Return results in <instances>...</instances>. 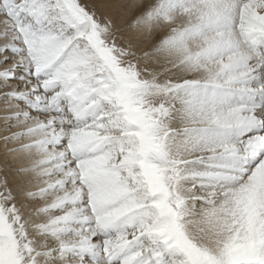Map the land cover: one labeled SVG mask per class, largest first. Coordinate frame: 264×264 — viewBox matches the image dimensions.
I'll return each instance as SVG.
<instances>
[{"label":"snow or ice","instance_id":"1","mask_svg":"<svg viewBox=\"0 0 264 264\" xmlns=\"http://www.w3.org/2000/svg\"><path fill=\"white\" fill-rule=\"evenodd\" d=\"M123 7L0 0V264H264V0Z\"/></svg>","mask_w":264,"mask_h":264},{"label":"rangeland","instance_id":"2","mask_svg":"<svg viewBox=\"0 0 264 264\" xmlns=\"http://www.w3.org/2000/svg\"><path fill=\"white\" fill-rule=\"evenodd\" d=\"M83 2L94 6L98 15L111 16L116 22L117 26L124 29L134 20L135 16L142 9H138L135 12H129L125 7H123V0H83ZM155 0H147V3H154ZM167 30L160 31L155 37H153V43L158 42L165 34ZM151 46L147 47L150 48ZM145 48V49H147ZM192 74H187V78H191ZM0 177H6L8 180V185L12 188L13 193L17 195L19 199V193L17 189L14 190L16 184H21L22 177L18 176L16 173V166L9 158L3 155V148L0 146Z\"/></svg>","mask_w":264,"mask_h":264},{"label":"bare ground","instance_id":"3","mask_svg":"<svg viewBox=\"0 0 264 264\" xmlns=\"http://www.w3.org/2000/svg\"><path fill=\"white\" fill-rule=\"evenodd\" d=\"M131 24V23H130ZM153 38H150V39H147V40H145L144 41V43L141 45V47L142 48H147V47H149V46H151L152 44H153ZM197 74H195V73H192V75H191V78H194L195 76H196ZM15 86V85H14ZM22 87V86H21ZM179 126V125H178ZM9 160H11L10 158H9ZM15 166L16 167H19L20 166V164L19 163H15ZM25 185H23V184H16L15 185V188H14V190H16L17 188V192L19 193L20 192V189L22 188V187H24ZM202 207V205H197V210L199 211V209Z\"/></svg>","mask_w":264,"mask_h":264}]
</instances>
